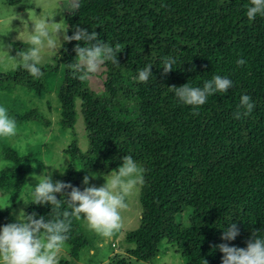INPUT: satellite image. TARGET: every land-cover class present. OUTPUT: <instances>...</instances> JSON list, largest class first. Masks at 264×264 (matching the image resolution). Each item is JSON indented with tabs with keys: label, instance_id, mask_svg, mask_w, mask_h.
Masks as SVG:
<instances>
[{
	"label": "trees",
	"instance_id": "obj_1",
	"mask_svg": "<svg viewBox=\"0 0 264 264\" xmlns=\"http://www.w3.org/2000/svg\"><path fill=\"white\" fill-rule=\"evenodd\" d=\"M5 1L15 5L21 0ZM78 3L77 11L65 13L68 35L74 26L85 27L112 46L119 43L123 50L117 54L119 64L103 65L105 96L89 90L67 67L75 60L76 41L65 43L54 62L43 64L39 78L22 68L0 73L3 88L21 86L43 95L62 72L57 88L60 126L72 130L81 115L89 141L85 153L74 143L64 151L71 163L63 182L83 190L84 172L106 174L121 165L124 155L144 168L140 225L124 239L134 245L128 254L137 261L152 263L166 242L177 247L186 264H204V260L221 264L223 253L213 245L226 242L221 236L230 223L240 231L227 242L230 246L246 247L245 241L257 229L264 237V16L248 19L245 5L250 0ZM64 6L68 8L67 2ZM16 46L23 49L26 44ZM165 56L176 60L166 75ZM238 59L246 63L238 66ZM149 64V80H135L138 70ZM214 75L226 76L233 86L227 93L210 96L197 109L198 115L168 88L185 83L202 87ZM245 94L254 109L235 119ZM39 115L36 109L9 113L17 123L37 121ZM4 158L9 165L0 171V189L10 194L13 206L0 210V226L7 224L23 192L28 162V156L9 146ZM185 209L189 210L186 226L181 223ZM50 211V205L31 203L25 213L47 219ZM69 237L66 244L77 259L90 241L75 219Z\"/></svg>",
	"mask_w": 264,
	"mask_h": 264
},
{
	"label": "clouds",
	"instance_id": "obj_2",
	"mask_svg": "<svg viewBox=\"0 0 264 264\" xmlns=\"http://www.w3.org/2000/svg\"><path fill=\"white\" fill-rule=\"evenodd\" d=\"M67 7L73 12L79 8L78 0H67ZM246 15L249 20H254L257 15L264 16V0H250L245 5ZM54 14H39L31 21V29L27 27V48L18 50L15 56L9 55L6 49H11L12 44L0 45V52L7 65L14 69H24L32 77L43 76L41 66L53 60L65 43L76 41L73 49L75 60L67 65L74 78L86 82L97 74L106 62L119 64L117 54L122 52L119 43L115 46L99 39L98 33L88 31V28L74 26L72 35H68L69 25L63 17L56 22ZM23 25L25 21L20 15H16ZM80 42H83L81 46ZM176 60L171 56L162 58L163 74L172 71ZM238 66L244 65V59L236 61ZM152 65H147L138 70L135 80L146 83L152 76ZM233 86V82L221 75H214L206 80L202 87L185 83L179 87L172 85L169 88L174 93L177 101L184 105L192 106L193 114L198 115L197 109L207 103L208 98L216 93H227ZM254 109V103L249 95H242L233 114L235 119L248 116ZM17 135V122L8 114L4 106H0V137L12 138ZM122 163L116 169L107 174L100 175L104 183L97 187L89 183L90 179H96V173H90L83 177V190L60 180L54 181L51 171H45L33 178L37 181L35 187H31L30 200L35 205H50L51 211L48 218L39 216L35 212L26 214L21 210L15 222L0 226V264H59V254L69 240L73 220L81 221L83 225L94 232L101 239H110L122 227V210L128 207L127 197L139 186L144 184V168L140 166L132 156L124 155ZM9 165V161H0V168ZM46 165V164H45ZM36 166V165H35ZM33 166V167H35ZM49 166V165H48ZM52 168V167H51ZM53 169V168H52ZM63 174V173H61ZM70 189V191H69ZM60 198L58 199V195ZM63 197V199H61ZM10 196L2 195L0 199L6 201L2 208L10 207ZM28 202V203H29ZM66 205V207H65ZM252 232L245 241L246 247L229 245L240 235L236 223H230L223 228L221 240L226 241L213 245L223 253L221 264H264V237ZM94 254V250H90ZM204 264H208L204 260Z\"/></svg>",
	"mask_w": 264,
	"mask_h": 264
},
{
	"label": "rangeland",
	"instance_id": "obj_3",
	"mask_svg": "<svg viewBox=\"0 0 264 264\" xmlns=\"http://www.w3.org/2000/svg\"><path fill=\"white\" fill-rule=\"evenodd\" d=\"M65 2L67 0H21L19 4L9 5L5 0H0V45L3 42L12 44V48L6 50L9 55L15 56L16 52L21 50L16 44H19V46L26 44L25 48L29 46L26 42L27 27L29 26V30L31 29V21L28 16L34 20L36 15L40 13L54 14L57 12L54 20L59 22L61 17L65 20V13L70 11L69 8H65ZM17 14L25 21H28V25L27 23L24 25L25 31L20 36L24 43L17 39L19 32L16 29L23 30L20 20L15 19ZM57 55L53 57V60L46 63L54 62ZM2 56L3 53L0 52V57ZM12 70L15 69L0 60V73ZM104 71L105 69L102 66L97 74H94L90 80L84 82L89 90L100 96H105ZM62 77L63 74L59 71L51 80L52 86L49 91L43 95H36L33 91L21 86L5 85L6 88L0 86V106L6 107L8 114L10 112L23 114L33 109L38 110L40 114L37 121L17 123V135L15 137H0V161L5 160L4 149L6 146L15 149L22 156H28V162L25 163L27 172L25 186L15 208H11L8 214L7 223L15 222L19 212L21 210L25 212L31 204L29 202L31 187H35L37 184V181L33 178L34 176H39L45 171H51L54 181H64L67 168L71 163L69 155L64 151L73 143L77 145L82 153L87 152L89 148V141L81 115L78 116V120L72 130H63L60 126V103L57 97V88L61 83ZM2 169L0 168V171ZM79 170L81 169L79 168ZM88 174L90 173L84 172L83 177ZM89 183L99 187L104 183V180L102 176L98 175L96 179H90ZM2 195L10 196L8 192L0 189V196ZM139 197L140 186L127 197L128 207L121 212L122 227L110 239H101L79 221L84 234L90 241V246L81 250L78 258L74 259L70 254V246L66 244L59 254V264H111L115 260H123L127 264L128 262L130 264H186L180 253H178L177 247L166 242L160 245V254L152 263L137 261L129 257L128 252L134 245L126 243L124 239L127 232L136 229L140 225L141 207ZM5 204L6 201L0 199V210L5 211L12 207V199L10 198L9 201L10 207L2 208ZM188 213L189 210L185 209L181 222L184 226L188 225ZM90 250H94V254Z\"/></svg>",
	"mask_w": 264,
	"mask_h": 264
}]
</instances>
